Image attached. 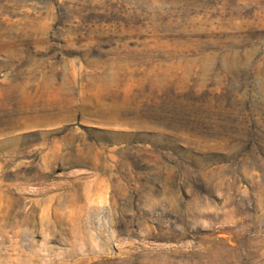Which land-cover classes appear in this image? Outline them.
I'll use <instances>...</instances> for the list:
<instances>
[{"label": "rangeland", "instance_id": "rangeland-1", "mask_svg": "<svg viewBox=\"0 0 264 264\" xmlns=\"http://www.w3.org/2000/svg\"><path fill=\"white\" fill-rule=\"evenodd\" d=\"M0 264H264V0H0Z\"/></svg>", "mask_w": 264, "mask_h": 264}]
</instances>
